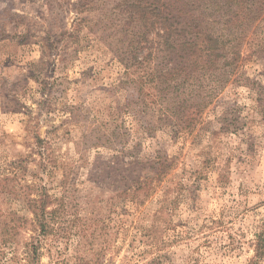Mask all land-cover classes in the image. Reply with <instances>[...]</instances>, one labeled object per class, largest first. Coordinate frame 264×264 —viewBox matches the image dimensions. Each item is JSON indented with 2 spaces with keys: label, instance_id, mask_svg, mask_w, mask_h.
Returning a JSON list of instances; mask_svg holds the SVG:
<instances>
[{
  "label": "rangeland",
  "instance_id": "1",
  "mask_svg": "<svg viewBox=\"0 0 264 264\" xmlns=\"http://www.w3.org/2000/svg\"><path fill=\"white\" fill-rule=\"evenodd\" d=\"M76 1L0 0V264H248L264 230V14L236 70L183 82L170 112L146 104L150 45L128 77L116 57L117 0L80 15Z\"/></svg>",
  "mask_w": 264,
  "mask_h": 264
},
{
  "label": "trees",
  "instance_id": "2",
  "mask_svg": "<svg viewBox=\"0 0 264 264\" xmlns=\"http://www.w3.org/2000/svg\"><path fill=\"white\" fill-rule=\"evenodd\" d=\"M90 7L89 0L72 4L76 15L88 12ZM115 9L119 10L116 17L120 32L124 33V38L120 36L122 39L115 42L116 47L122 45L115 53L125 75H133L145 65L146 59H139L149 44L151 60L155 53L158 65L149 70L153 88L146 104L171 112L184 107L183 82L197 77L224 78L236 70L247 35L263 17L264 0H117ZM151 33L155 36L152 40ZM161 65L163 69H158ZM207 104L200 99L195 110L200 112ZM170 105L176 108L171 110ZM28 202L44 233L48 196L39 194ZM263 260L264 230L256 236L254 256L248 264Z\"/></svg>",
  "mask_w": 264,
  "mask_h": 264
}]
</instances>
